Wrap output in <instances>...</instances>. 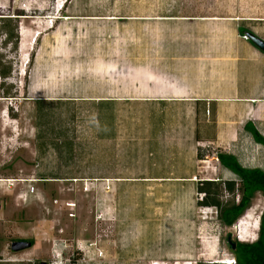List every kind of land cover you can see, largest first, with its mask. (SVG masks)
Segmentation results:
<instances>
[{"label":"crops","instance_id":"obj_1","mask_svg":"<svg viewBox=\"0 0 264 264\" xmlns=\"http://www.w3.org/2000/svg\"><path fill=\"white\" fill-rule=\"evenodd\" d=\"M258 5L245 16L240 0L184 4L174 8L179 14L142 19L150 20L146 28L137 21L133 49L123 48L122 38L113 49L110 37L71 56L40 45L31 82L11 87L16 94L5 96L7 106L0 102L30 151L35 137L44 154L82 157L66 169L87 171L86 185L102 188L100 217L109 231L95 248L106 261L178 263L207 246L204 220L215 210L221 222L219 209L240 196L238 177L218 153L264 171V148L245 130L251 126L264 138V52L241 38L250 33L264 41ZM27 32L16 43L20 55L36 41L27 42ZM70 57L77 59L70 82L41 80L63 72ZM76 111L87 115L80 117L86 134L67 127ZM32 118L38 135L30 124L20 126Z\"/></svg>","mask_w":264,"mask_h":264},{"label":"rangeland","instance_id":"obj_2","mask_svg":"<svg viewBox=\"0 0 264 264\" xmlns=\"http://www.w3.org/2000/svg\"><path fill=\"white\" fill-rule=\"evenodd\" d=\"M204 1L210 2V0H0V102L7 106L10 100L5 96L16 94L11 87L18 83L31 82L32 67L40 45L42 50L47 49L50 53L58 48L71 56L72 51L87 53L96 48L99 38L104 40L110 37L113 49H120L119 38L123 40V48L127 45L133 49L137 21L143 22L146 28L150 20L142 19L179 14L181 11L174 8ZM226 1L229 0H224ZM240 1L245 8L239 11V14L245 16L253 14L254 11L247 8L256 3L261 4L257 6L256 14L264 17V9H259L264 8V0ZM60 4L62 8L56 14L53 7ZM46 14L58 18L50 27L40 22ZM21 31L27 32V42L33 43L35 38L36 41L28 53L20 55L14 44L23 39L20 36ZM76 56L78 57V53ZM50 60L46 62H51ZM72 60L77 61L71 57L65 59L63 72L59 69V73L44 75L41 80L70 82ZM38 107V104L31 106L35 114ZM73 109L78 110L79 107L68 108L71 112ZM76 114L78 116H75L74 120L70 119L67 122V127L68 129L72 127L74 134L82 132L86 134L87 124L81 123L80 117L85 118L87 115L79 111H76ZM29 124L31 131L38 135L39 123L33 118L29 123H20V126L28 127ZM22 131L20 128L17 129L14 121L7 118V112H1L0 179L22 181L9 187L0 182V264H149L145 261L109 262L103 258V250L95 248L96 244L103 243L106 237L104 235L109 231L102 216L100 217L102 188L96 187L94 191L93 187L86 185L87 171L66 169L82 157L71 156L74 158L72 160L67 155L44 154L40 152L38 139L35 137L32 139L30 151L29 144L23 143V139L20 138ZM259 148L255 147L254 150L257 151ZM66 162L70 164H65ZM70 177L77 180H67ZM30 186L33 188L32 192H29ZM238 191L240 192L239 188ZM263 206L262 193L254 192L239 219L226 228L218 222L216 212L213 211L214 215L205 219V227L201 228L209 238L207 246L199 245L198 250L193 249L190 256L182 258L183 260L178 263H173V260L169 259L165 264L229 262L233 255L228 248L227 239L242 243L254 241ZM199 221L203 222L201 218ZM17 240L29 241L30 247L12 251L9 246Z\"/></svg>","mask_w":264,"mask_h":264},{"label":"trees","instance_id":"obj_3","mask_svg":"<svg viewBox=\"0 0 264 264\" xmlns=\"http://www.w3.org/2000/svg\"><path fill=\"white\" fill-rule=\"evenodd\" d=\"M14 47H16V43ZM245 130L249 132L253 141L264 148V138L254 128L245 125ZM216 157L221 165L229 169L239 179L240 196L238 202L224 205L217 214L218 219L225 226H230L247 208L254 192H261L264 198V171L257 168H241L236 160L227 154L218 153ZM228 248L233 255L234 264H264V206L259 215L255 240L250 243L233 241V247L228 244Z\"/></svg>","mask_w":264,"mask_h":264},{"label":"built area","instance_id":"obj_4","mask_svg":"<svg viewBox=\"0 0 264 264\" xmlns=\"http://www.w3.org/2000/svg\"><path fill=\"white\" fill-rule=\"evenodd\" d=\"M61 8H62V4L57 5V6H54L53 7V12H55L57 14V12ZM54 20H55V16L54 15H52V14L48 15V14H46V15H44L42 17V20L40 22L41 23H44L46 26L47 25L48 26H51L52 23L54 22ZM241 38L244 39V40H246L247 39V36L245 34H243V35H241ZM192 179H193V181H196L195 176H193ZM0 180H1L0 182H2L3 184H5L6 187L12 186V185H14V183H17V182L22 181L21 179H7V178L6 179H0ZM32 191H33V188L30 186L29 187V192H32ZM23 196H24V194H23ZM198 198L201 199V195L200 194H199ZM214 212H216V211L214 210ZM231 261L234 262L233 259H231ZM212 262H214V260H212ZM151 264H154V263H151Z\"/></svg>","mask_w":264,"mask_h":264},{"label":"water","instance_id":"obj_5","mask_svg":"<svg viewBox=\"0 0 264 264\" xmlns=\"http://www.w3.org/2000/svg\"><path fill=\"white\" fill-rule=\"evenodd\" d=\"M245 35L247 36V39H249L258 49L264 52V41L260 40L259 38L255 37L250 33H246ZM28 247H30V242L26 240L13 241L9 246L12 251L23 250Z\"/></svg>","mask_w":264,"mask_h":264},{"label":"clouds","instance_id":"obj_6","mask_svg":"<svg viewBox=\"0 0 264 264\" xmlns=\"http://www.w3.org/2000/svg\"><path fill=\"white\" fill-rule=\"evenodd\" d=\"M6 111H7V108L4 110V112L6 113ZM1 114V113H0ZM231 260H229V262L227 263V264H234V262H230ZM213 263H215V262H213ZM221 264H226L225 262L224 263H221Z\"/></svg>","mask_w":264,"mask_h":264},{"label":"flooded vegetation","instance_id":"obj_7","mask_svg":"<svg viewBox=\"0 0 264 264\" xmlns=\"http://www.w3.org/2000/svg\"><path fill=\"white\" fill-rule=\"evenodd\" d=\"M226 242H227V245H228V244H231V246H233V242H232V241H230L229 239H227V241H226ZM40 264H45V263H40Z\"/></svg>","mask_w":264,"mask_h":264},{"label":"bare ground","instance_id":"obj_8","mask_svg":"<svg viewBox=\"0 0 264 264\" xmlns=\"http://www.w3.org/2000/svg\"><path fill=\"white\" fill-rule=\"evenodd\" d=\"M55 19H58V18H57V17H55ZM47 26H48V25H47ZM49 27H50V26H49ZM228 261H229V260H228ZM222 263H224V262H222ZM225 263H226V262H225ZM227 263H228V262H227ZM227 263H226V264H227Z\"/></svg>","mask_w":264,"mask_h":264}]
</instances>
